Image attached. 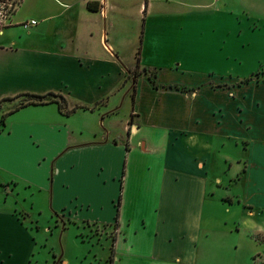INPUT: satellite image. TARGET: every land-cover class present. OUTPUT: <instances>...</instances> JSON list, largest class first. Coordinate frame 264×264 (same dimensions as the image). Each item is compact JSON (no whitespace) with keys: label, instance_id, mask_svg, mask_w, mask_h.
<instances>
[{"label":"crops","instance_id":"0c3cea01","mask_svg":"<svg viewBox=\"0 0 264 264\" xmlns=\"http://www.w3.org/2000/svg\"><path fill=\"white\" fill-rule=\"evenodd\" d=\"M154 2L39 0L35 14L17 19L16 11L0 31V108L9 103L10 113L33 109L40 119L16 122L0 130V137L24 145L11 151L21 154L27 167L40 169L29 180L51 192L54 211L69 220L76 221L73 212L90 211L100 188L92 182L95 167L113 178L121 174L119 195L110 196L114 208L103 218L83 221L115 230L112 264H198L210 192L207 158L216 138L237 143L249 138L253 110L258 119L264 117V97H256L264 91V74L243 78L207 71L204 81L192 86L164 83L161 74L154 80L146 73L135 77L137 65L128 67L131 57L138 64L182 50L177 32L183 29L164 21L186 13L158 11ZM28 19L38 23L27 29L22 22ZM136 24L138 38L132 40ZM128 84L132 109L126 139H111L109 119L120 106L111 101ZM27 94L61 95L72 111L63 112L55 101L15 109ZM99 202L104 203L100 195ZM26 218L0 207V264L32 262L35 241Z\"/></svg>","mask_w":264,"mask_h":264},{"label":"rangeland","instance_id":"374dc122","mask_svg":"<svg viewBox=\"0 0 264 264\" xmlns=\"http://www.w3.org/2000/svg\"><path fill=\"white\" fill-rule=\"evenodd\" d=\"M38 2L20 0L16 18L35 14ZM154 4L158 11L180 9L186 15L183 18L170 16L172 18L164 21L169 25L178 23L175 27L178 31L183 29L182 33L177 32L183 39L182 50L172 58L151 57V62H140L141 69L149 70L146 74H161L158 79L164 83L190 86L203 82L207 71L222 73L216 74L218 76L243 78L259 72L264 74V0H155ZM155 13L159 16L162 12ZM144 17L137 21L141 23ZM130 25L127 23V28ZM137 26L132 40L138 38ZM131 59V66L127 63L126 66L133 69L137 64L133 57ZM149 65L153 68H148ZM162 67L170 69L162 71L159 69ZM258 94L256 97H264L263 90ZM30 98L22 96L21 100ZM50 98L58 99L64 110H69L63 96L53 94L47 99ZM114 98L111 104L120 106L108 126L114 134L111 139L123 141L132 109L131 85ZM9 106L7 103L0 108V130L16 122L40 119L33 109L10 113ZM253 111L249 138L240 139V143L216 138L214 152L207 158L205 171L210 192L203 206L198 264H264V117L258 119ZM4 116L5 124L2 123ZM14 145L24 146L14 139L0 137V207L3 211H17L27 216L25 225L35 241L30 264H60L62 259L65 264H112L115 230L83 221L87 216L103 218L114 208L115 202L112 203L110 196L115 195L117 199L121 174L113 178L108 170L95 167L92 182L100 188L95 191L89 212L83 210L78 216L73 212L76 222L69 220L68 214L56 213L51 192H45L40 184L29 180L39 176L40 169L27 167L23 156L11 151ZM106 160L110 162L109 158ZM46 161L39 163L45 167ZM104 181L107 183L102 186ZM58 192L57 189L56 198ZM98 195L104 199L103 204L96 203Z\"/></svg>","mask_w":264,"mask_h":264},{"label":"trees","instance_id":"16d2710c","mask_svg":"<svg viewBox=\"0 0 264 264\" xmlns=\"http://www.w3.org/2000/svg\"><path fill=\"white\" fill-rule=\"evenodd\" d=\"M94 9H96V6H93ZM148 69L147 68H144V69H141L140 68V62H138L137 64V67L133 70L132 74L137 77L139 76L140 74H143V73H148ZM260 74V73H258ZM149 76V78L151 80H154L156 74H147ZM250 80V78H247L245 80H243V82H248ZM50 95H53V94H46V95H43V94H27L25 96H31L32 98L30 99H26L24 101H20V104L15 108V109H18L22 106H26V105H29V104H43V103H46V102H49V101H55L59 104L61 110H63V112H66V113H69L71 112L72 110H64V107H62L58 101V99H55V98H50V99H47ZM64 98V97H63ZM0 104H1V101H0ZM2 123L5 124V116L2 118ZM119 216V212H118V215ZM111 262H113V254L111 255Z\"/></svg>","mask_w":264,"mask_h":264},{"label":"built area","instance_id":"2783aa9c","mask_svg":"<svg viewBox=\"0 0 264 264\" xmlns=\"http://www.w3.org/2000/svg\"><path fill=\"white\" fill-rule=\"evenodd\" d=\"M20 0H0V31L10 25L11 18L17 11ZM36 19H28L22 22V25L29 29L36 25Z\"/></svg>","mask_w":264,"mask_h":264}]
</instances>
